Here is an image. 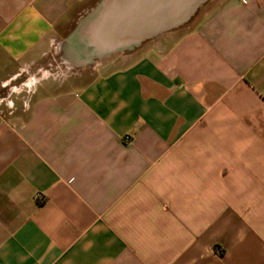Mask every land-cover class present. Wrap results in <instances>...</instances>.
<instances>
[{
  "label": "crops",
  "instance_id": "crops-1",
  "mask_svg": "<svg viewBox=\"0 0 264 264\" xmlns=\"http://www.w3.org/2000/svg\"><path fill=\"white\" fill-rule=\"evenodd\" d=\"M99 2L0 0V264H264V0L51 79Z\"/></svg>",
  "mask_w": 264,
  "mask_h": 264
},
{
  "label": "water",
  "instance_id": "water-1",
  "mask_svg": "<svg viewBox=\"0 0 264 264\" xmlns=\"http://www.w3.org/2000/svg\"><path fill=\"white\" fill-rule=\"evenodd\" d=\"M209 0H100L62 42L67 61L96 65L190 23Z\"/></svg>",
  "mask_w": 264,
  "mask_h": 264
},
{
  "label": "rangeland",
  "instance_id": "rangeland-1",
  "mask_svg": "<svg viewBox=\"0 0 264 264\" xmlns=\"http://www.w3.org/2000/svg\"><path fill=\"white\" fill-rule=\"evenodd\" d=\"M198 18H199L198 16L197 17L195 16V18H193V21L189 24V26L183 28L179 32H176V34H173L172 37L176 38L177 36H179L182 33L186 32L188 29L192 28L195 25V23L198 20ZM78 23L77 22L75 23L76 26H77ZM71 33H69V35ZM65 39H63V40H65ZM147 45H148V42L143 44L144 47H146ZM130 55L131 54H129V53H128V55L118 54V55L114 56V59L115 58H119V57L120 58L121 57L124 58L126 56V58L129 59V60H126V61H130V60L135 59L138 56V54H134V55H131V56ZM94 66L95 65H84V66H81V65H76L74 63H70L69 61L66 60L65 55H64V50H60V47H58L54 52L49 54L47 56L46 60L44 61L45 70H46V72H48L50 78L51 79H56V81L58 79H60V78H63L64 79V81H63L64 85H66V83H67L69 85L73 84L74 86L75 85L77 86V84H76L77 82L76 83H71V81L76 80L78 77H79V79H80V77L81 78L83 77L84 80L89 78L90 77L89 73L91 72V69H93Z\"/></svg>",
  "mask_w": 264,
  "mask_h": 264
},
{
  "label": "bare ground",
  "instance_id": "bare-ground-1",
  "mask_svg": "<svg viewBox=\"0 0 264 264\" xmlns=\"http://www.w3.org/2000/svg\"><path fill=\"white\" fill-rule=\"evenodd\" d=\"M75 66V65H74Z\"/></svg>",
  "mask_w": 264,
  "mask_h": 264
}]
</instances>
